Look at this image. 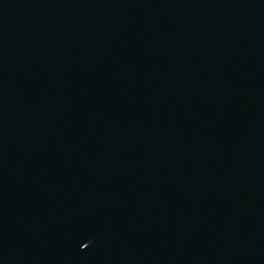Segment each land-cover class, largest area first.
I'll list each match as a JSON object with an SVG mask.
<instances>
[{
    "label": "water",
    "instance_id": "1",
    "mask_svg": "<svg viewBox=\"0 0 264 264\" xmlns=\"http://www.w3.org/2000/svg\"><path fill=\"white\" fill-rule=\"evenodd\" d=\"M0 264H264V0H0Z\"/></svg>",
    "mask_w": 264,
    "mask_h": 264
}]
</instances>
